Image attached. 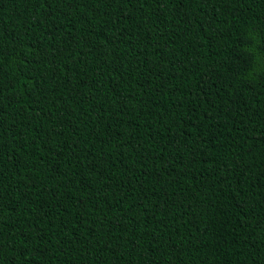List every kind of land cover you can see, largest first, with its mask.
I'll return each mask as SVG.
<instances>
[{
  "label": "trees",
  "instance_id": "1",
  "mask_svg": "<svg viewBox=\"0 0 264 264\" xmlns=\"http://www.w3.org/2000/svg\"><path fill=\"white\" fill-rule=\"evenodd\" d=\"M0 264H264V0H0Z\"/></svg>",
  "mask_w": 264,
  "mask_h": 264
}]
</instances>
